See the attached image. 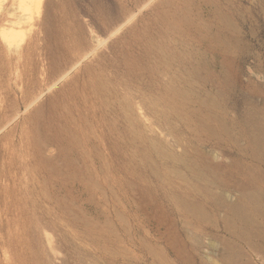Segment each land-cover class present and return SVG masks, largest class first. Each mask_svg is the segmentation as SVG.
<instances>
[{
  "label": "rangeland",
  "instance_id": "obj_1",
  "mask_svg": "<svg viewBox=\"0 0 264 264\" xmlns=\"http://www.w3.org/2000/svg\"><path fill=\"white\" fill-rule=\"evenodd\" d=\"M0 264H264V0H0Z\"/></svg>",
  "mask_w": 264,
  "mask_h": 264
}]
</instances>
